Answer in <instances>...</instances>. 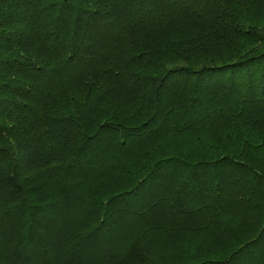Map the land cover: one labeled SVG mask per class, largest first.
<instances>
[{"label": "trees", "instance_id": "obj_1", "mask_svg": "<svg viewBox=\"0 0 264 264\" xmlns=\"http://www.w3.org/2000/svg\"><path fill=\"white\" fill-rule=\"evenodd\" d=\"M0 264H264V0H0Z\"/></svg>", "mask_w": 264, "mask_h": 264}]
</instances>
